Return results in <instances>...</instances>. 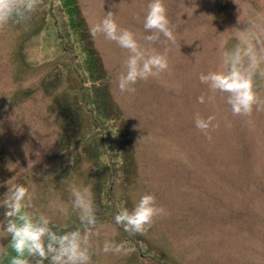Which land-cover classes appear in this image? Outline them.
Listing matches in <instances>:
<instances>
[{
	"label": "rangeland",
	"instance_id": "obj_1",
	"mask_svg": "<svg viewBox=\"0 0 264 264\" xmlns=\"http://www.w3.org/2000/svg\"><path fill=\"white\" fill-rule=\"evenodd\" d=\"M163 2L175 46L162 36L154 45L142 39L150 34L143 29L150 0H77L104 70L114 123L96 116L93 123L84 112L89 99L79 104L89 84L57 0H41L26 24L0 29V199L7 188L23 185L37 213L72 230L79 221L71 189L87 186L99 228L91 239L93 264H264V112L254 111L249 125L199 81L201 73L221 70L223 53L250 19L258 32L264 29V0ZM108 12L143 48L166 52L169 62L166 72L138 82L131 94L117 88L128 52L90 34ZM255 87L264 97V78L257 76ZM66 114H76L75 127ZM197 114L219 124L211 140L195 127ZM84 149L97 154L94 166ZM146 193L165 213L145 235H129L114 217ZM5 211L0 206V247L9 236ZM106 240L123 243L127 255L99 251Z\"/></svg>",
	"mask_w": 264,
	"mask_h": 264
},
{
	"label": "clouds",
	"instance_id": "obj_2",
	"mask_svg": "<svg viewBox=\"0 0 264 264\" xmlns=\"http://www.w3.org/2000/svg\"><path fill=\"white\" fill-rule=\"evenodd\" d=\"M40 3L41 0H0V29L9 23L26 24L39 10ZM246 25L245 30H239L238 41L232 50L223 53L221 70L201 73L199 81L213 95L220 94L233 117L243 118L252 125L253 112H264V97L258 94L255 87L256 77L264 78V41L260 39L264 29L258 32V25L251 19ZM143 29L150 33L142 37L149 45L160 42L161 36L167 45H177L175 27L168 17L163 0H150ZM90 34L94 38L102 35L128 52L124 70L117 76V88L121 93H134L138 82L158 77L169 69L166 52L161 54L154 49L149 51L143 48L133 32L119 27L112 12L92 26ZM197 100L204 104V95ZM214 121V116L202 118L197 114L194 125L211 140L210 132L219 127ZM226 127L230 128L231 123L226 122ZM36 155L39 157L40 153ZM33 163L29 162L28 168ZM69 202L79 221V227L72 230L55 225L48 216L37 213L33 195L27 187L14 185L7 188L0 199V206L6 209L5 231L10 240L6 247H0V264H44L45 261L47 264H93L91 239L99 235V228L91 190L87 186L73 187ZM60 211L68 215L67 208H61ZM164 213L165 209L157 204L155 196L146 193L131 211L120 209L114 220L129 235H145L156 218ZM99 251L127 255L123 243L107 240Z\"/></svg>",
	"mask_w": 264,
	"mask_h": 264
},
{
	"label": "trees",
	"instance_id": "obj_3",
	"mask_svg": "<svg viewBox=\"0 0 264 264\" xmlns=\"http://www.w3.org/2000/svg\"><path fill=\"white\" fill-rule=\"evenodd\" d=\"M57 2L64 16V19L66 22V28H67L68 34L71 37L73 48L77 51V53L81 57V64L84 68V71L86 73L87 82L89 84V87H86L87 97L84 96L83 93L81 94V92L79 91L81 94L80 96L81 99H80L79 104L81 106L82 105L86 106V101L84 100L89 99L90 107L88 108L86 107L84 112L88 113L87 115H91V114L94 115V116L92 115L90 116L91 119L93 120V123H95V119H96L95 116L98 119H100L102 122H105V123L113 122L114 123V118L116 116H115V113L113 112V109H112L113 105H112V102H110L108 90L105 85L104 70L102 68L97 52L93 48L92 41L90 39V35L86 27L85 21L81 15L77 0H57ZM72 116H74L73 117L74 119L76 117V114ZM65 117L68 120H70L69 123L72 124L71 125L72 128L76 126V123L74 122L75 120L71 119L70 114H66ZM70 133L71 132L69 131V133L65 135L64 141H69L68 139L71 136ZM119 133L120 131L118 130V127L115 126V137L120 136ZM65 145H66V142H65ZM123 145L124 143H119L118 150L121 151V155H122V150L124 147ZM84 150H85L84 152H86L87 154L83 156L87 159V161H89L92 164V166H94L93 161L96 162L97 154H95V152L94 153L87 152L86 149ZM126 163H127L126 160H124L122 162V167ZM4 219L6 222L5 216H4ZM9 240H10V236H8L4 240L3 247H6L8 245Z\"/></svg>",
	"mask_w": 264,
	"mask_h": 264
}]
</instances>
